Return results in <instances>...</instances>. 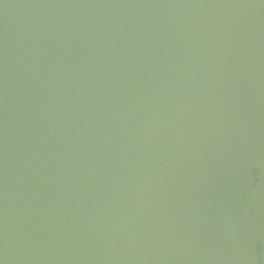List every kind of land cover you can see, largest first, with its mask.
<instances>
[{"label": "water", "instance_id": "obj_1", "mask_svg": "<svg viewBox=\"0 0 264 264\" xmlns=\"http://www.w3.org/2000/svg\"><path fill=\"white\" fill-rule=\"evenodd\" d=\"M0 264H264V0H0Z\"/></svg>", "mask_w": 264, "mask_h": 264}]
</instances>
